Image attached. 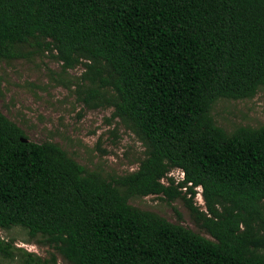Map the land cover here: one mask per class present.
Masks as SVG:
<instances>
[{
	"label": "trees",
	"instance_id": "1",
	"mask_svg": "<svg viewBox=\"0 0 264 264\" xmlns=\"http://www.w3.org/2000/svg\"><path fill=\"white\" fill-rule=\"evenodd\" d=\"M22 45L65 71L83 66L85 105L112 108L145 157L109 181L54 143L29 141L0 111V229L55 251L45 260L0 237L1 257L264 264V126L228 133L211 115L219 99L264 88V0H0V61L23 58ZM154 195L181 199L211 239L128 203Z\"/></svg>",
	"mask_w": 264,
	"mask_h": 264
},
{
	"label": "rangeland",
	"instance_id": "2",
	"mask_svg": "<svg viewBox=\"0 0 264 264\" xmlns=\"http://www.w3.org/2000/svg\"><path fill=\"white\" fill-rule=\"evenodd\" d=\"M19 48L23 58L0 61L1 113L20 127L29 141L58 145L86 172H96L109 181L135 172L145 157V148L122 120L112 116V108L85 105L86 86L80 85L83 66L65 71L49 52L33 45ZM211 115L217 126L228 133L238 127L264 126V88L252 99H219ZM169 176L178 180L181 172L174 170ZM197 190L194 203L204 210L200 189ZM128 203L211 239L195 224L181 199L168 202L163 195H154L132 197ZM0 237L12 242L14 248L45 260L55 253L41 238L30 239L19 227L0 229ZM13 256H0V264H22L21 252L14 250ZM57 264L65 263L57 257Z\"/></svg>",
	"mask_w": 264,
	"mask_h": 264
},
{
	"label": "water",
	"instance_id": "3",
	"mask_svg": "<svg viewBox=\"0 0 264 264\" xmlns=\"http://www.w3.org/2000/svg\"><path fill=\"white\" fill-rule=\"evenodd\" d=\"M22 142H28V140H25V139H23V140H21Z\"/></svg>",
	"mask_w": 264,
	"mask_h": 264
},
{
	"label": "built area",
	"instance_id": "4",
	"mask_svg": "<svg viewBox=\"0 0 264 264\" xmlns=\"http://www.w3.org/2000/svg\"><path fill=\"white\" fill-rule=\"evenodd\" d=\"M182 176H183V175H182V173H181V179H182ZM181 179H179V180H181Z\"/></svg>",
	"mask_w": 264,
	"mask_h": 264
}]
</instances>
